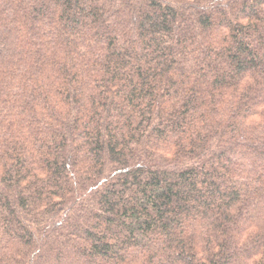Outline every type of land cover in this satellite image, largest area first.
<instances>
[{"label":"trees","instance_id":"obj_1","mask_svg":"<svg viewBox=\"0 0 264 264\" xmlns=\"http://www.w3.org/2000/svg\"><path fill=\"white\" fill-rule=\"evenodd\" d=\"M0 264H264V0H0Z\"/></svg>","mask_w":264,"mask_h":264}]
</instances>
